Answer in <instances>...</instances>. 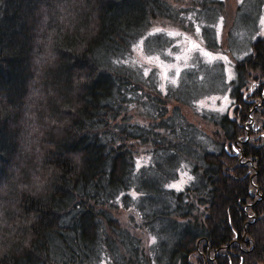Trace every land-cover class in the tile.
Wrapping results in <instances>:
<instances>
[{"label": "trees", "instance_id": "trees-1", "mask_svg": "<svg viewBox=\"0 0 264 264\" xmlns=\"http://www.w3.org/2000/svg\"><path fill=\"white\" fill-rule=\"evenodd\" d=\"M263 12L264 0H0V264L264 263ZM173 29L225 52L233 77L195 57L164 85L134 61L137 44L176 51ZM224 92L228 110L196 108Z\"/></svg>", "mask_w": 264, "mask_h": 264}, {"label": "rangeland", "instance_id": "rangeland-1", "mask_svg": "<svg viewBox=\"0 0 264 264\" xmlns=\"http://www.w3.org/2000/svg\"><path fill=\"white\" fill-rule=\"evenodd\" d=\"M240 1V0H228V4L230 5V8L234 6V2ZM264 14V12H263ZM264 29V15L259 23ZM221 24H219V28ZM156 31V29H155ZM177 31V30H176ZM166 32H169L167 30ZM170 34L175 36L177 42V50L176 51H170L168 50L165 52V57L162 58L160 54L157 55H146L142 49L141 44H137L134 48V61L137 63H140V65L145 66V70L148 71L151 68H154L157 70L158 73H160V78L162 84H170L175 83L177 81L178 75L180 74V70L190 64V60L194 59L195 57L202 58L203 60H206L208 62L217 61L221 62L223 64V70H225L226 73V79L229 80L233 77L234 73L231 68V59H229L228 55L223 52L221 54H212L209 56L208 52L204 49L202 46V39H200V36L197 34H188L183 33L181 31L175 32L174 29L170 31ZM219 40L222 42V38L218 36ZM215 61V62H216ZM44 103V102H43ZM42 104V103H41ZM232 106L230 102V97L228 92H224V94H214L213 96L203 98V100H200L196 103V108L198 109H209V110H217L220 112H224L228 110ZM194 107H183L182 113L186 116V118L190 122L199 123L198 116L195 115V110H193ZM44 108L41 106L39 107V111H43ZM44 113V111H43ZM46 119V118H45ZM44 122L47 124L46 120ZM47 126V125H46ZM48 129V128H46ZM55 135H59L60 130L55 129ZM143 155V154H141ZM41 156H36V161L39 162L41 159ZM189 177L186 173H183L180 178L177 180L176 183L173 184V187L175 188H181L187 181ZM3 193L1 192L0 195ZM115 215L121 219L120 221L123 222L125 225H130V217L127 213L124 211H118L115 213ZM19 226L16 222H11L10 229L14 230ZM138 230V229H137ZM139 231V230H138ZM264 264V263H262Z\"/></svg>", "mask_w": 264, "mask_h": 264}]
</instances>
